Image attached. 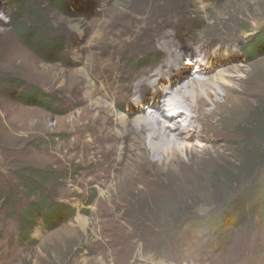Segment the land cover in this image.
Masks as SVG:
<instances>
[{
  "label": "rangeland",
  "instance_id": "obj_1",
  "mask_svg": "<svg viewBox=\"0 0 264 264\" xmlns=\"http://www.w3.org/2000/svg\"><path fill=\"white\" fill-rule=\"evenodd\" d=\"M27 3H35L42 21L32 13L22 17L13 0H0V264H264V215L232 231L215 226L226 198L238 194L250 175L243 178L246 183L229 184V192L219 179L230 175L249 146L256 145L264 156V138L250 141V125L264 117V42L254 56L245 53L264 28V0ZM22 25L38 28L42 39L63 40L61 49L55 52L38 41L28 47ZM168 39L172 48L166 50ZM198 48L210 53L207 68L199 72L188 55L199 58ZM160 66L168 78L159 89L170 87L173 74L180 77L184 69V83L200 74L214 79L210 90L223 101L209 119H220L222 130L208 121L202 132L209 136L186 143L198 144L196 153L182 152V160L169 164L145 147L134 145L124 156L122 144L109 151L110 143L98 138L104 126L94 119V76L117 96L122 111L136 118L139 112L152 113L147 109L155 96L150 84ZM120 75L126 76V90L121 87L115 95ZM9 79L39 87L55 109L20 101L16 92L30 88ZM132 82L142 98L135 112L127 104ZM205 108L214 104L209 101ZM205 143L208 150L199 151ZM259 165L264 174V157ZM28 167L47 170L48 199L75 213L64 214L65 219L56 213L50 227L38 217L23 238L20 214L41 197L20 180ZM96 204L107 209L94 213Z\"/></svg>",
  "mask_w": 264,
  "mask_h": 264
},
{
  "label": "bare ground",
  "instance_id": "obj_2",
  "mask_svg": "<svg viewBox=\"0 0 264 264\" xmlns=\"http://www.w3.org/2000/svg\"><path fill=\"white\" fill-rule=\"evenodd\" d=\"M171 46V41L168 39L165 42V49H171ZM198 49L199 55L201 57L197 59L194 58L195 54L192 52H188V55L190 54L189 60L195 59L197 61L196 71L199 72L203 70L204 67L207 68L206 64L210 62V53L208 56V53L203 50V48ZM96 55L97 54H94V71L99 65V60L97 61L98 56L96 57ZM202 55L208 59L207 63L202 59ZM166 72L167 70L164 68V66H160L153 73L155 77L156 75L158 76L155 79H153V77V80L150 84L152 88H154L155 96H153L154 101L151 104L152 107H147V109H153L152 113L139 112L136 118H132L131 114L124 113L122 111L123 106L120 103L117 105V96L110 95L108 92H106L104 81L97 80L96 76H94V119L98 120L101 125L104 126L102 129H100L101 134L98 138H101V140L105 139V141L110 143L108 149L109 151L116 152L119 150L120 145L122 144L123 147H121L119 152L124 156V152L128 151L129 149L134 150L135 147V149L145 147L147 150H149V152H152L155 156H157L159 161L169 164L182 160V152H186L188 155H193L196 153L198 150V144L195 143L189 146L186 143L191 142L192 140H204L206 136H209L207 132H202V129L205 128V125L208 123V121L215 128L222 130L220 119H209L210 116L215 114L216 109L223 101V96L220 98L217 96V92L213 93L210 90V87L215 84L214 79L206 78L200 74L199 76L193 75L191 79L184 83L182 78L188 72L187 69H184V71L181 72L180 77L177 75V73L173 74L175 77L173 83L170 82L171 80L169 79V82L172 83L170 87L166 86L159 89L158 85L163 83L164 79L168 78V75L165 76ZM125 77L126 76L120 75V80L123 79L124 82H119L116 85V88L113 89L115 95L119 94L118 89L121 87L123 89L122 93L126 90V88H124L126 86L124 85ZM104 78L109 80L108 76L106 75H104ZM157 80H160V83ZM164 84L166 83H163V85ZM180 84L181 86L178 89ZM136 86L137 85L133 82L127 85V93L129 90L132 92L131 94L128 93L127 95L129 96L127 104L130 107L134 106V109H130L129 112H135L140 109L139 103L142 98L136 97V94L140 92L139 86ZM174 86L177 87V91L175 90ZM156 89H159L158 93ZM100 90H104L106 93L100 96L98 94ZM110 91L111 90H109V92ZM161 97L165 98V104L162 103L163 101H161ZM105 98H107V100ZM209 101L214 104V108L212 110H206L205 108ZM161 107H164L162 111L159 109ZM160 120L164 122L163 125H159ZM204 135L206 136L203 137ZM146 139L149 141V146H146V143L144 142ZM96 140L99 139L94 138V144H96ZM180 140H184L185 144L179 142ZM134 145L135 147L133 148ZM209 147L210 144L205 143L200 146L201 149L199 151L206 152ZM127 163L128 162H126V164ZM123 164L122 166L124 167ZM134 167L136 166H129L130 172H133ZM119 169H121V166ZM118 175L119 174H115L113 176L114 179H116ZM119 183H121L120 180L116 183V185L118 186ZM101 199L104 200L105 197ZM109 207L115 211L119 209V207L116 205H110ZM106 209L107 207L101 204H96L94 206V213H99L101 210Z\"/></svg>",
  "mask_w": 264,
  "mask_h": 264
},
{
  "label": "trees",
  "instance_id": "obj_3",
  "mask_svg": "<svg viewBox=\"0 0 264 264\" xmlns=\"http://www.w3.org/2000/svg\"><path fill=\"white\" fill-rule=\"evenodd\" d=\"M13 1L20 6L22 17H26L32 13L31 15L34 16L35 20L42 21L43 16L38 7L35 6V3H27L29 0ZM20 32L23 42L30 48H33L34 42L38 41V43H43L45 48L53 49L55 52L61 49L63 40L59 42L57 37L42 39L36 27L22 25ZM258 34L259 38L253 41V48L250 47L245 52L249 57L254 56L256 51L259 50L260 43L264 42V28ZM9 80L10 82H14L16 86L25 84L27 88H30L27 91H20L18 94L16 92L15 96L20 101L25 104L43 106L51 110L55 109L53 99L39 87L32 86L19 79ZM259 119L260 121L256 120L254 124L250 125V141L253 140V137L262 136L264 138V117L263 119ZM263 157L260 148L256 145L253 148L249 146L237 165H231L229 168L230 175L219 179V186H225L227 188L226 192H229L233 190L230 185L246 183L247 181H244L246 178L244 180L243 178L250 175V181L245 184L238 194L233 198H226L228 201L216 219V227L227 228L229 231H232L235 228L246 226L257 216L264 215V174L259 167V163ZM24 170L25 175L19 172V177L22 183L25 184L28 192L32 193V195L41 194L40 199L32 201L28 208L20 214L21 237L28 238L30 232L38 224V217L50 227L52 225L51 222L55 221L53 219L57 214H63V217L60 218L65 219L64 214L70 217L75 213V210L67 205L50 202L44 189L45 182L50 178V173L47 170L42 171L33 167H28ZM218 189L223 188L219 187Z\"/></svg>",
  "mask_w": 264,
  "mask_h": 264
}]
</instances>
